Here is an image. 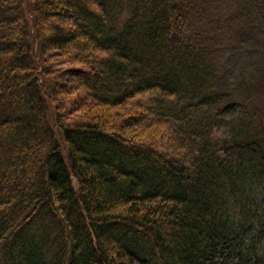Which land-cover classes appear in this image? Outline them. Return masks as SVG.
Masks as SVG:
<instances>
[{"label": "trees", "instance_id": "obj_1", "mask_svg": "<svg viewBox=\"0 0 264 264\" xmlns=\"http://www.w3.org/2000/svg\"><path fill=\"white\" fill-rule=\"evenodd\" d=\"M0 264H264V0H0Z\"/></svg>", "mask_w": 264, "mask_h": 264}, {"label": "rangeland", "instance_id": "obj_2", "mask_svg": "<svg viewBox=\"0 0 264 264\" xmlns=\"http://www.w3.org/2000/svg\"><path fill=\"white\" fill-rule=\"evenodd\" d=\"M48 65L50 66V69H52L55 74L58 75L59 78H53L51 80L52 85H59L58 88H60L65 94V97H67L68 102L70 103H76L75 106L77 108H73L74 106H71V104H68L67 110H72L74 112L73 114H69L67 117H69V120H73L75 117L78 116H85L87 113L86 111L91 107L93 104L92 102L85 100L86 93L85 91L79 87L77 84L74 83L72 80V77H69V74L66 73V70L70 67L76 65L72 63H67L65 60H60L58 58H50L48 59ZM50 79L51 76H48ZM58 82V83H57ZM150 100V93H142L133 99H130L125 105L121 107H108V108H102V107H92L90 110H92V113L94 111L103 112L104 110H109V117L110 122L113 124H130V122L127 123L130 119H134L136 122L140 121L141 115L145 112H149L147 109L148 107V101ZM82 103V104H81ZM80 105V108L79 106ZM149 120V119H148ZM147 120V121H148ZM143 123V122H142ZM132 124V123H131ZM132 129L134 131H146V133H150L151 136H154L155 140L157 141V145L159 148H161L163 151H167L171 145V140L173 137L171 135L169 136L168 133V126H165L161 123H154L152 126L146 124H142L141 127L137 125H133ZM163 130V131H162ZM159 132V133H158ZM170 132V131H169Z\"/></svg>", "mask_w": 264, "mask_h": 264}]
</instances>
